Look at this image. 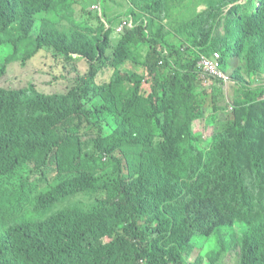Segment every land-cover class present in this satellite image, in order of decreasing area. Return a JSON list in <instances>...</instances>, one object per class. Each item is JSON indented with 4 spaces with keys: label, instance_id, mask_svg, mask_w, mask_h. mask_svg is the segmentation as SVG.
I'll return each instance as SVG.
<instances>
[{
    "label": "trees",
    "instance_id": "16d2710c",
    "mask_svg": "<svg viewBox=\"0 0 264 264\" xmlns=\"http://www.w3.org/2000/svg\"><path fill=\"white\" fill-rule=\"evenodd\" d=\"M238 1L128 0L111 60L121 11L83 29L62 23L69 0H0L1 77L38 49L76 73L64 93L0 89V264H219L234 247L264 264V109L238 111L264 95L244 86L264 71V8ZM215 53L233 112L200 66ZM55 158V180L32 179Z\"/></svg>",
    "mask_w": 264,
    "mask_h": 264
},
{
    "label": "rangeland",
    "instance_id": "374dc122",
    "mask_svg": "<svg viewBox=\"0 0 264 264\" xmlns=\"http://www.w3.org/2000/svg\"><path fill=\"white\" fill-rule=\"evenodd\" d=\"M101 0H86L83 4L73 5L74 11L76 12V16L84 17V14H88L90 8L94 4H99L98 2ZM101 5L104 4L106 0H102ZM114 2L118 3H112L110 5L111 10L114 11H121L124 16H127L126 12L128 10V7L120 6L119 4H128V0H113ZM129 16V15H128ZM97 19H93V23H97ZM38 26V25H37ZM119 38L113 35V43L112 48L115 49L117 42L116 39ZM111 60H113V53L109 54ZM27 67H23L20 62H14L7 65V72L4 76L0 78V87L2 88H22L24 84L29 83L33 84L36 89L39 91H42L44 93H64L68 89V84L70 83L72 77H75L76 73L71 70V66H67L65 62L58 59V61L54 60L51 56L43 57V59L38 58L37 60H32ZM40 64H43L45 68L42 71H39L38 68ZM67 67V69H63L64 67ZM84 69L88 71L89 65L85 64ZM79 70L82 72L83 69L79 67ZM142 70L139 69V72ZM15 72V73H14ZM109 76V74H108ZM65 77V80L62 79ZM145 84H143L142 93L148 94L150 90V84L148 77H145ZM250 79V78H249ZM259 79H261V75H259ZM254 82L256 80H253L251 83L253 87H256L254 85ZM211 114V111L207 112L206 115H204V118L201 119V122L196 125V130L200 131L202 133L203 139L209 138L211 132L213 133V126L209 127V115ZM85 195V194H82ZM86 196V195H85ZM82 199V197H78V200ZM241 211H245L243 208H241ZM242 234L246 231L244 227L241 229H238ZM204 246H206V250L211 248V242L203 239ZM199 251L192 252L187 259L188 264H192L197 257H198ZM205 258V256H203ZM207 261V260H205ZM238 262V251L236 249H233L223 255V259L219 264H237Z\"/></svg>",
    "mask_w": 264,
    "mask_h": 264
},
{
    "label": "clouds",
    "instance_id": "9594fccd",
    "mask_svg": "<svg viewBox=\"0 0 264 264\" xmlns=\"http://www.w3.org/2000/svg\"><path fill=\"white\" fill-rule=\"evenodd\" d=\"M69 1H70V5H71V8L73 9V11H74L73 5L82 4V2H83V0H69ZM101 2H103V1L101 0V1L98 2L99 4L96 3V4L92 5V7L89 10V13L88 14H84L85 18L81 17V16H76V12L74 11L72 17H68L67 20L63 21L62 23L66 24L69 20H71L73 22V25H81V26H83V29H84L85 26L87 27V29H88V27H93V29H97V27H99L101 24H106V26L109 27V21H110L111 18H109V17L104 15V8H105V6H109V8H110V5L112 3H115V4H118V3L114 2L113 0H108V1L106 0L104 2V4L101 5ZM244 2H247V0H239L238 1V3H244ZM250 4L253 5V8L251 9L250 12H252L253 9L264 8V0H251ZM119 5L124 7L123 4H119ZM127 5L128 4H125V6H127ZM230 7H232V4L229 6V8ZM116 12H117V10H116ZM110 13H111V8H110ZM118 15H120V19L118 21L119 23L117 22L118 24L116 26V32L113 33V35H115L116 37L119 36V38L116 39V42L125 34L126 27L130 26V20H131L130 19L131 18L130 15L129 16H124L122 13H119L116 16H118ZM51 16L52 17H56L57 19H59L60 14L57 13V12L52 11L51 12ZM93 19H97L98 22L94 24L93 23ZM124 21H126L125 29L123 31H120V26H122ZM37 36H38V34L35 33L34 36H33V39H36ZM114 51L115 50L113 48L110 49V53H114ZM215 54H219V53H215ZM214 55H213L212 58H206V59L212 60V59H214ZM46 56L47 55L45 54V50L38 49V50H35V51H33L31 53L30 58L26 61L25 65H22V61H15V62H20V64L23 67H27L29 64H31L30 62L32 60H37L40 57H41V59H43V57H46ZM76 56H77L76 54H70L71 58H74ZM219 56H220V54H219ZM219 61H220V57H219ZM44 68H45V66L43 64H40L38 70L42 71ZM6 72H7V68H6ZM6 72L3 74V76L6 74ZM209 75L218 76V77L222 78L221 82L223 83L224 105L227 107L226 112H231V111L233 112L234 111L233 101L235 102V97L237 95L234 92V90L237 87H235V85L231 81L229 73H226V74L223 73L220 70V65H219L218 73L216 75H213V74H209ZM259 75H261V79H259ZM0 78H1V76H0ZM253 80H256V82H254V85L256 87L252 86L253 83H251V82ZM249 81H250V84H247V83L244 84V86L249 88V89L264 88V71H257L254 75H252V77H251V79ZM211 85H212L211 82H208V83L204 84V86H206L208 88L211 87ZM0 89L6 90V91H17V92L22 91V92H26V93H30L29 91H35L37 93L44 94V92L39 91L38 89H36V87L33 84H29V83L24 84V86L22 88H2V87H0ZM45 94H50V93H45ZM241 98H245L246 100L248 99V97H244V96H242ZM252 99L251 100L249 99V106H247V107L238 105V111H240L241 109H244V108H246V110H249V108L252 107L253 105H260V108L264 109V95L259 96V97L255 98L253 100ZM238 101H239V99H238ZM240 101H241V99H240ZM209 111H211V114H214L212 110H205V115ZM215 115H217V114H215ZM212 124H213V122L209 123L208 126H210V125L213 126ZM214 127H215V123H214ZM58 158L50 159L49 163L52 161L54 164H56V161H57ZM50 169H54V170H50ZM44 172L48 173L47 176L51 177V180L52 179L55 180V177L59 176V172H58L57 164H56L55 167L48 166V168H42V169H40L38 171L33 172L32 173V179L34 177H37L38 175L40 177V174H42ZM233 249H236L238 251V256H239L240 248L239 247H234ZM202 250L206 251L204 244H202ZM195 251H199V250H195ZM225 253H227V252H225Z\"/></svg>",
    "mask_w": 264,
    "mask_h": 264
},
{
    "label": "built area",
    "instance_id": "2783aa9c",
    "mask_svg": "<svg viewBox=\"0 0 264 264\" xmlns=\"http://www.w3.org/2000/svg\"><path fill=\"white\" fill-rule=\"evenodd\" d=\"M125 23L126 21H124L122 26H120V31H123L125 29ZM219 57V54H215L214 59L212 60L204 58L200 62V66L206 73L216 75L218 73Z\"/></svg>",
    "mask_w": 264,
    "mask_h": 264
}]
</instances>
